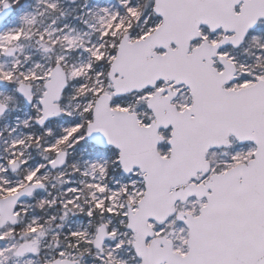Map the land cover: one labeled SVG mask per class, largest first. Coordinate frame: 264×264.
<instances>
[{
  "label": "snow or ice",
  "instance_id": "snow-or-ice-1",
  "mask_svg": "<svg viewBox=\"0 0 264 264\" xmlns=\"http://www.w3.org/2000/svg\"><path fill=\"white\" fill-rule=\"evenodd\" d=\"M81 4L0 0V264H264V0Z\"/></svg>",
  "mask_w": 264,
  "mask_h": 264
},
{
  "label": "rangeland",
  "instance_id": "rangeland-1",
  "mask_svg": "<svg viewBox=\"0 0 264 264\" xmlns=\"http://www.w3.org/2000/svg\"><path fill=\"white\" fill-rule=\"evenodd\" d=\"M95 1L89 0V3H94ZM63 7L66 10L67 20L72 23L74 26H79V22L74 20L73 18L79 14L78 5L82 6L81 0H62ZM76 9V11H73Z\"/></svg>",
  "mask_w": 264,
  "mask_h": 264
},
{
  "label": "water",
  "instance_id": "water-1",
  "mask_svg": "<svg viewBox=\"0 0 264 264\" xmlns=\"http://www.w3.org/2000/svg\"><path fill=\"white\" fill-rule=\"evenodd\" d=\"M95 1V0H94Z\"/></svg>",
  "mask_w": 264,
  "mask_h": 264
}]
</instances>
